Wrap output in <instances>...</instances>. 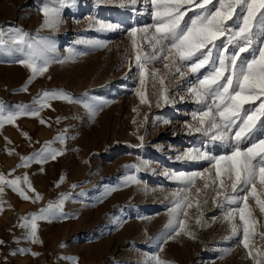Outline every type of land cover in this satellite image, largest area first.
<instances>
[{
    "label": "rangeland",
    "instance_id": "obj_1",
    "mask_svg": "<svg viewBox=\"0 0 264 264\" xmlns=\"http://www.w3.org/2000/svg\"><path fill=\"white\" fill-rule=\"evenodd\" d=\"M121 2L66 0L60 24L51 29L42 27L44 0H0V31L9 44V34L19 29L55 46L47 70L30 82L32 71L19 63L20 54L0 52L5 115L18 105L38 107L34 100L43 91L62 90L69 97L47 99L37 116L21 115L0 127V174L22 181L26 175L31 185L21 183L28 199L8 186L0 194V264H149L155 256L165 264H256L249 252L264 251V212L255 198H248L256 226L246 249L242 236L232 235L239 214L233 221L225 218L237 205L218 207L223 197L217 192L225 189L204 187L215 176L211 162L178 159L192 148L212 155L231 151L189 130V125L199 126L192 114L201 106L188 91L196 74L184 68L185 77L170 75L164 68L169 61H163L148 64L141 80L129 32L153 24L152 5L150 0L135 5L123 0L126 6L120 7ZM193 15L187 11L185 20ZM98 21L116 28L100 30ZM136 39L140 42V33ZM260 46L257 38L253 48ZM144 49L150 51L147 42ZM242 55L251 58V53ZM164 94L171 103H164ZM259 138L261 133H255L253 139ZM47 142L61 154L21 166L22 157H31ZM194 172H205V178H197L186 192L172 179L173 173ZM225 184H230L226 178ZM257 193H264L259 183ZM37 194L42 198L36 200ZM177 194L187 196L192 206L178 216L183 229L166 231ZM61 198V210L37 220L33 240L23 218ZM257 259L264 264V257Z\"/></svg>",
    "mask_w": 264,
    "mask_h": 264
},
{
    "label": "snow or ice",
    "instance_id": "obj_2",
    "mask_svg": "<svg viewBox=\"0 0 264 264\" xmlns=\"http://www.w3.org/2000/svg\"><path fill=\"white\" fill-rule=\"evenodd\" d=\"M99 2V0H98ZM135 5L137 0H127ZM152 5L153 24L144 28H132V46L135 51L136 67L143 80L147 65L150 63L169 61L164 68L169 69L170 75L179 74L185 77L182 70L196 74V82L191 84L188 91L195 97L201 107L192 114V119L199 126L189 125V130L208 137L212 143H221L231 148L224 155H212L199 148L189 149L178 159L186 161H209L215 170L214 178L204 187L225 189L217 192L223 199L217 205H237L226 214V219L233 221L239 214L240 224H232V235L242 236L240 243L248 249L249 240L253 237L256 221L252 219L248 198L254 197L256 205L264 212V199L257 193V183L264 188V0H150ZM185 5L189 7L185 9ZM66 0H44L41 12L44 20L42 27L55 29L61 22V13L66 7ZM126 3L121 2L120 7ZM185 9V10H182ZM187 11L194 15L185 20ZM100 30H114L115 25L98 21ZM140 33V42L137 34ZM5 33L0 31V52L9 54L19 53V63L32 71L31 79L47 70L50 63V53L55 51L52 41L47 38H35L29 33L17 29L9 34V44L4 39ZM259 38L262 46L253 48L254 41ZM93 46H102L101 41H81ZM147 42L150 51H145ZM244 53H251V58ZM204 70V71H202ZM159 69L152 74L156 75ZM163 83V81H161ZM24 91H27L25 86ZM47 99H69L62 90L43 91L29 107L18 105L6 112V106L0 103V127L5 122L13 123L21 115L37 116L44 107L48 106ZM164 103H171L168 96H162ZM261 101L256 105V101ZM210 101V102H209ZM248 105L249 107H245ZM44 121L42 120L41 123ZM261 133V138L253 139L255 133ZM27 135V134H25ZM62 141V137H57ZM246 141H252L247 147H241ZM47 142L44 147L31 157H22L26 166L28 161L45 163L55 159L61 152L54 150ZM197 178H205V172L191 174L173 173L172 179L183 184V192L194 185ZM225 178L230 184H225ZM129 182H137L136 177H129ZM31 185L27 176L7 179L0 174V194L4 187H11L20 193L24 199L25 189L21 183ZM231 188V192L227 188ZM199 192V189H197ZM42 197L37 194L36 200ZM63 198L60 202L52 203L31 218L24 217L23 227L29 229L30 237L35 240L37 220H46L62 209ZM207 203V200H205ZM242 205V206H241ZM191 207L187 196L177 194L173 207L169 209L171 216L165 225L166 231L183 229L185 223L178 220L181 210ZM2 210V208H0ZM186 215V213H185ZM199 222V220L197 221ZM264 238V234L261 235ZM3 241H0L2 244ZM256 264H261L257 257H264V251H250ZM149 264H165L158 256L152 257Z\"/></svg>",
    "mask_w": 264,
    "mask_h": 264
}]
</instances>
